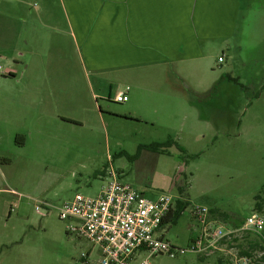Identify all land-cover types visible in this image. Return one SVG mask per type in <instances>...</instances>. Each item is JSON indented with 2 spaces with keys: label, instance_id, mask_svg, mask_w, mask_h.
Instances as JSON below:
<instances>
[{
  "label": "rangeland",
  "instance_id": "obj_1",
  "mask_svg": "<svg viewBox=\"0 0 264 264\" xmlns=\"http://www.w3.org/2000/svg\"><path fill=\"white\" fill-rule=\"evenodd\" d=\"M241 2L227 48L210 50L203 67L180 64L179 77L188 83L164 71L163 78L177 80V86H164L155 94L144 90L156 110L148 122H136L120 114L124 105L107 98L109 90L113 96L127 84L101 86L79 65L59 29L57 0H0V17H10V23L2 20L0 31L9 34L2 33L0 42L11 37V30L18 36L15 50L0 51V88L1 80L12 84L38 78L50 84L52 96L65 98L61 111L83 123L52 126L41 143L24 148L0 132V264H83L81 255L90 250L93 264L96 248L69 234L70 222L60 220L55 208L75 194L96 197L110 166L121 182L146 198L170 195L189 202L177 223L161 231L177 253L155 254L149 264H237L244 252L254 257L253 264H264V250H249L247 244L256 240L264 249L261 239L240 230L222 243L225 251L201 256L188 250L191 231L194 236L198 231L191 206L224 214L211 217L224 229L240 227L253 213L264 217V0ZM95 99L104 112L101 117L82 109L73 114L69 101L91 108ZM168 140L173 143L163 153L138 151L139 145ZM35 201L51 208L37 212ZM256 203L263 205L261 213ZM143 258L145 251L137 259Z\"/></svg>",
  "mask_w": 264,
  "mask_h": 264
},
{
  "label": "crops",
  "instance_id": "obj_2",
  "mask_svg": "<svg viewBox=\"0 0 264 264\" xmlns=\"http://www.w3.org/2000/svg\"><path fill=\"white\" fill-rule=\"evenodd\" d=\"M57 1L62 12L59 29L64 37H68L79 65L101 86L116 82L127 84V101L117 104L124 105L120 114L130 116L136 122H148L147 116L156 110L144 90L155 94L164 86H177L174 85L177 80L163 78L164 71L167 74L171 71L179 82L188 83L184 77H179L180 64L191 66L197 62L203 67L210 50L227 48V43L235 36L242 7L241 0ZM8 19L10 17H0V29L2 20L10 23ZM12 32L10 38L0 42V51L16 49L18 36ZM2 33L9 34L0 31V41ZM62 39H59L61 47ZM35 80L27 77L12 84H3L4 80H1L0 132H4L18 148H24L30 142L41 143L39 139L52 126L83 124L61 111L67 102L65 98L50 94L48 82L45 85L46 82ZM118 91L111 96L109 90L108 100L113 101ZM94 97L96 95L92 99ZM69 103L75 107L73 114L79 109L100 117L104 113L96 99L91 108H82L83 103L77 100ZM4 162L10 164V160ZM192 236L193 231L191 240ZM221 246L226 245L221 244L219 251H225Z\"/></svg>",
  "mask_w": 264,
  "mask_h": 264
},
{
  "label": "built area",
  "instance_id": "obj_3",
  "mask_svg": "<svg viewBox=\"0 0 264 264\" xmlns=\"http://www.w3.org/2000/svg\"><path fill=\"white\" fill-rule=\"evenodd\" d=\"M222 61L219 57L218 62ZM127 91L128 88L119 90L113 101L126 102ZM104 173L108 180L96 197L75 194L55 208L60 220L70 222L66 226L69 234L87 240L96 248L97 260L93 264H149V259L158 253L174 257L176 248L161 234V224L177 200L187 202L185 210L189 202L170 195H160L155 200L146 198L131 185L121 182L111 166ZM34 203L37 212L51 208L44 201ZM189 215L198 227L188 247L195 254L206 256L220 250V245L239 230L255 235L264 244L261 214H251L237 229H224L216 224L210 210L203 206H191ZM141 251H145V258L138 260ZM90 253L91 250L81 255L83 264H92L88 261ZM253 258L244 255L235 262L253 264Z\"/></svg>",
  "mask_w": 264,
  "mask_h": 264
},
{
  "label": "trees",
  "instance_id": "obj_4",
  "mask_svg": "<svg viewBox=\"0 0 264 264\" xmlns=\"http://www.w3.org/2000/svg\"><path fill=\"white\" fill-rule=\"evenodd\" d=\"M15 141H17V137L15 138ZM172 143H173L172 140H168V141H166L164 143H152V144H149V145H139L138 146V151L147 150V151H150V152H153V153H163V152H165V149L167 147H170L172 145ZM180 150H182V148H180ZM2 161H7L8 162L7 159L2 160ZM186 206H187V202L182 201V200H177L176 204H175V207L169 212V214L163 220V222L161 224V228L164 229L166 226L175 225L177 223V221L179 220V218L182 216ZM262 209H263V205H260L259 203H256L255 210L260 212V211H262ZM210 213L212 215H214V216L216 215V216L225 218L224 214H222V213H219V212H216V211H210ZM235 228H239V227H235ZM247 244L249 245L248 246L249 250L255 249L256 247H258L259 249L264 250L262 248V246L260 245L259 241L250 240V241L247 242ZM241 255L249 256L250 254L247 253V252H244Z\"/></svg>",
  "mask_w": 264,
  "mask_h": 264
}]
</instances>
